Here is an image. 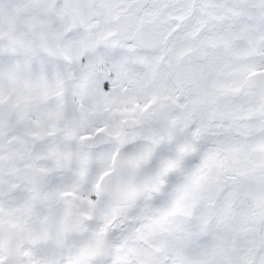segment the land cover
<instances>
[{
    "label": "snow or ice",
    "instance_id": "1",
    "mask_svg": "<svg viewBox=\"0 0 264 264\" xmlns=\"http://www.w3.org/2000/svg\"><path fill=\"white\" fill-rule=\"evenodd\" d=\"M237 2L65 0L69 15L100 17L81 85L97 197L86 210L112 264H188L182 253L201 250L197 264H258L264 253V32L248 53L259 61L231 48L222 28ZM22 251L0 221V264H40L10 259Z\"/></svg>",
    "mask_w": 264,
    "mask_h": 264
},
{
    "label": "flooded vegetation",
    "instance_id": "2",
    "mask_svg": "<svg viewBox=\"0 0 264 264\" xmlns=\"http://www.w3.org/2000/svg\"><path fill=\"white\" fill-rule=\"evenodd\" d=\"M64 5L0 0V221L6 243L23 249L10 259L55 264L87 256L112 264L115 250L103 248L98 221L86 210L97 197L85 187L95 153L85 151L91 135L82 112L93 100L81 85L99 56L88 41L100 17L87 6L69 15ZM203 251L182 254L197 264Z\"/></svg>",
    "mask_w": 264,
    "mask_h": 264
},
{
    "label": "rangeland",
    "instance_id": "3",
    "mask_svg": "<svg viewBox=\"0 0 264 264\" xmlns=\"http://www.w3.org/2000/svg\"><path fill=\"white\" fill-rule=\"evenodd\" d=\"M231 7L236 9L235 15L224 22L222 31L228 36L231 48L238 55L248 54L260 39L261 32H264V11H261L256 0H244ZM254 155V152H250V156Z\"/></svg>",
    "mask_w": 264,
    "mask_h": 264
}]
</instances>
